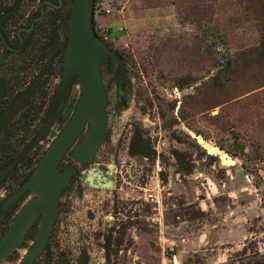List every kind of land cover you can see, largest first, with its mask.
Segmentation results:
<instances>
[{
  "label": "rangeland",
  "instance_id": "rangeland-1",
  "mask_svg": "<svg viewBox=\"0 0 264 264\" xmlns=\"http://www.w3.org/2000/svg\"><path fill=\"white\" fill-rule=\"evenodd\" d=\"M42 1L22 0L4 27L14 48ZM72 2L44 4L26 51L5 53L0 43L6 97L33 87L28 119L0 133L6 157L29 158L0 187V208L76 106L78 77L54 110ZM12 3L0 0V14ZM93 11L116 60L114 74L101 72L106 140L92 162L75 161L72 147L59 164L74 173L34 264H264V0H95ZM51 112L49 130L34 141ZM133 140L142 153L130 151ZM40 222L0 264L21 262Z\"/></svg>",
  "mask_w": 264,
  "mask_h": 264
},
{
  "label": "water",
  "instance_id": "water-1",
  "mask_svg": "<svg viewBox=\"0 0 264 264\" xmlns=\"http://www.w3.org/2000/svg\"><path fill=\"white\" fill-rule=\"evenodd\" d=\"M57 1V5L49 0L41 2V14L31 20L28 31L33 29L35 21L44 17V4L59 8L62 0ZM93 4L94 0L72 2L68 20V40L54 110L74 76L78 77V100L70 118L45 150L31 174L3 204L2 209L5 210L26 192L31 191L34 194L22 205L0 238V263L22 246L26 235L41 217L36 239L19 264L35 263L44 251L57 220L59 196L68 186L74 172L71 167L60 170L59 164L72 147L70 154L75 161L92 162L98 147L106 140L107 94L102 83L101 61L114 57V54L93 30ZM23 29L18 30L19 38ZM83 131H86L85 135L76 143ZM87 180L91 182L89 176Z\"/></svg>",
  "mask_w": 264,
  "mask_h": 264
},
{
  "label": "trees",
  "instance_id": "trees-1",
  "mask_svg": "<svg viewBox=\"0 0 264 264\" xmlns=\"http://www.w3.org/2000/svg\"><path fill=\"white\" fill-rule=\"evenodd\" d=\"M1 1H4V0H1ZM21 1L22 0H13V3L8 8H6L3 11V13L0 14V43L5 50V53H18L21 50L26 51L28 48L29 42H28V38H26V36H30L32 34V32L28 31L30 26L25 27V28L23 27L24 29L20 31V38H21L22 42H21L19 36H17V43L19 45L18 48H14L12 45H10L7 41V38L5 37V34H4V27L14 17L15 13L18 11V8H19ZM57 3H58V1H57ZM94 3H95V0H94ZM68 20H69V18H68ZM36 22L37 21H35L34 24ZM92 26H93V30H94V11H93ZM94 32L98 36V34L95 30H94ZM13 50H15L17 52H13ZM258 51H259V53L264 51V42L261 43L260 50H258ZM262 55L263 54L261 53V56ZM114 61H116V60H114L110 57L107 59H103L101 62L104 63L105 65H103V67H101V72L103 74H109V73L114 74L113 71L111 70V63ZM226 64L227 65H226V69L224 70V72H227V75H228L227 80L231 78V80H229V81L232 82L235 80V70L232 67V64H234V63L229 59ZM0 71L3 72L0 74V133L2 134L3 132L4 133L6 132L5 137H8L7 134H12L14 132V129L15 130L19 129L18 124H20L21 122H24V120L26 121L28 119V116H27L28 112L27 113L22 112V110L26 106V102H28V99H29V97L33 91V87H32V85L28 86L24 90L17 92L14 96L6 97V94L9 92V91H7V87H8V84L10 82V78L8 77V73L3 69L2 66H0ZM116 73H117V70H116ZM76 77L77 76H74L70 80V83H72L76 79ZM260 78L264 79V75H260ZM21 81H22L21 78L18 77L17 81H16L17 85L20 86ZM261 82L262 81H260V83ZM33 86H35L34 83H33ZM18 114H20V116L18 117L19 122H16V124H14L13 119L16 116H18ZM51 116H52V112L45 116L44 120L42 121L41 128L39 130L40 133L42 132V135H40V133H38L36 138H34V141H36V142L40 141L42 139V137L47 133V131L49 130V127L51 125V122H52V120H50ZM142 149H143V145H141V150H140V147H138L135 144L134 140L131 142V145H130V151L131 152L142 153ZM8 153H9L8 149L4 145L0 146L1 160H3V161H0L2 164V166L0 167V187H2V185L4 183H6L10 179L14 178L15 175L17 173H19V171H20L19 167L20 166L18 167V165H19L20 161L22 162L23 159H25V160L29 159L26 156H21L20 160H17V159L14 160L13 156H11V158L6 157V155ZM37 163H38L37 160L32 159V162L30 164L31 166H29L30 167L29 172L21 180L18 181V183L16 185V189L14 191H16L21 186V184L28 178V176L31 174V172L34 169V166H36ZM28 193H29V191L26 192L23 196H21L16 202H14L10 206H8V208L6 210H2V208H0V215L3 218V219L1 218L3 221V223H2L3 225L0 224V238L3 236V234L5 232L4 231L6 229L5 225L7 223L9 224L13 221L12 215L15 214L19 210L21 204L25 200ZM3 227L5 229H3ZM167 257L170 259L169 256H167Z\"/></svg>",
  "mask_w": 264,
  "mask_h": 264
},
{
  "label": "flooded vegetation",
  "instance_id": "flooded-vegetation-1",
  "mask_svg": "<svg viewBox=\"0 0 264 264\" xmlns=\"http://www.w3.org/2000/svg\"><path fill=\"white\" fill-rule=\"evenodd\" d=\"M17 36H18V32H17ZM13 52H17V51H15V50H13ZM70 83V82H69ZM64 169H66V168H64ZM74 173V172H73ZM73 176V175H72ZM87 177L89 176L90 177V181H93V178L91 177V175L90 174H87L86 175ZM95 177H97V175H95ZM72 178V177H71ZM99 179H101L100 177H98ZM71 181V180H70ZM13 222V221H12Z\"/></svg>",
  "mask_w": 264,
  "mask_h": 264
}]
</instances>
